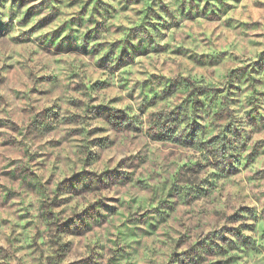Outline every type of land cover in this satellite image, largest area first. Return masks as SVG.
Segmentation results:
<instances>
[{
    "label": "rangeland",
    "instance_id": "obj_1",
    "mask_svg": "<svg viewBox=\"0 0 264 264\" xmlns=\"http://www.w3.org/2000/svg\"><path fill=\"white\" fill-rule=\"evenodd\" d=\"M0 264H264V0H0Z\"/></svg>",
    "mask_w": 264,
    "mask_h": 264
}]
</instances>
